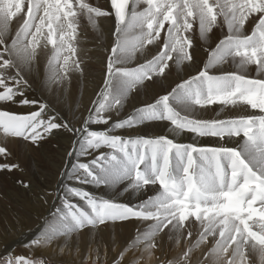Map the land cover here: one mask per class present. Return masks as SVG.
<instances>
[{
	"label": "bare ground",
	"instance_id": "obj_1",
	"mask_svg": "<svg viewBox=\"0 0 264 264\" xmlns=\"http://www.w3.org/2000/svg\"><path fill=\"white\" fill-rule=\"evenodd\" d=\"M84 1L87 21L68 0H0V156L16 173L0 192V264H264L263 229L177 215L115 149L171 145L199 164L237 150L264 177L241 138L182 131L264 117L229 98L237 77L264 82V0H181L176 15L171 0H130L122 24L109 0ZM169 155L173 176L189 173ZM100 204L140 218L101 223Z\"/></svg>",
	"mask_w": 264,
	"mask_h": 264
},
{
	"label": "rangeland",
	"instance_id": "obj_2",
	"mask_svg": "<svg viewBox=\"0 0 264 264\" xmlns=\"http://www.w3.org/2000/svg\"><path fill=\"white\" fill-rule=\"evenodd\" d=\"M70 0H68V2H67V4H66V7L67 8H70V10H74V12H73V10L71 11V13L69 12L68 14L70 15V16H72V18H79V20L80 19H82L83 21H87L88 19H89V17H91L92 15H91V13L88 11V10H82L81 9V11L80 10H78L79 9V7H77V5H82V3H85V1L84 0H71L70 2H69ZM167 1H170V0H167ZM172 1V2H171ZM170 2L173 4V6H174V8H172L171 10H173V12H174V14L176 15L177 13V8L179 7V6H181V2L182 1H185V2H187V3H189V7L188 8H190V10H191V12L193 11V10H195V7L197 6L196 4H195V2H193L194 0H192V2H191V0H171ZM219 1H221V0H219ZM223 2H224V0H223ZM71 3V4H70ZM76 3V4H75ZM140 3V5L138 6L139 7V12H137V13H141L142 11L143 12H146L147 10H150V8H151V6L146 2H139ZM143 3V4H142ZM197 3H200L199 1L197 2ZM74 4V5H73ZM146 4V5H145ZM148 4V5H147ZM177 4H178V6H177ZM71 5H73L72 7H70ZM90 5V4H89ZM142 5V6H141ZM194 5V6H193ZM144 6V7H143ZM219 6H221V5H219ZM76 7H77V9H76ZM177 7V8H176ZM96 8V7H95ZM144 8H146V9H144ZM176 8V9H175ZM76 10V11H75ZM94 10V9H93ZM95 10H99L98 8H96ZM175 10H176V12H175ZM86 11H87V13H86ZM90 13V14H89ZM73 14V15H72ZM76 14V15H75ZM89 14V15H88ZM86 17V18H85ZM71 18V19H72ZM69 24L70 25H72V27L73 28H78L79 27V24L76 22V23H72L71 21L69 22ZM77 25H78V27H77ZM0 98H1V95H0ZM2 156V157H1ZM0 156V192H3L4 191V189L7 187V184H8V179H9V177H11V176H15L16 175V173H15V170H14V167H12V165H10V164H7L8 162H9V157L7 156V155H1ZM2 158V159H1ZM10 166V167H9ZM7 167V168H6ZM5 170V171H4ZM12 173V174H11ZM6 174V175H5ZM4 180L6 181L5 183H4ZM6 184V185H5ZM4 186V187H3ZM3 187V188H2ZM71 219L73 220V217H72V215H71ZM75 222V221H74Z\"/></svg>",
	"mask_w": 264,
	"mask_h": 264
}]
</instances>
